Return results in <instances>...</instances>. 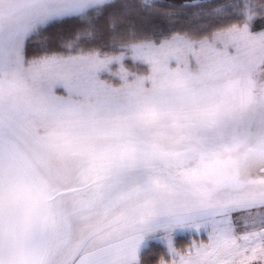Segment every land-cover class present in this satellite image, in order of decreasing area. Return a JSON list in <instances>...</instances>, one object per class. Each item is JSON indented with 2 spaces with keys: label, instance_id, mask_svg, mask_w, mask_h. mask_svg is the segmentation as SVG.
<instances>
[{
  "label": "snow or ice",
  "instance_id": "snow-or-ice-1",
  "mask_svg": "<svg viewBox=\"0 0 264 264\" xmlns=\"http://www.w3.org/2000/svg\"><path fill=\"white\" fill-rule=\"evenodd\" d=\"M0 264H264V0H0Z\"/></svg>",
  "mask_w": 264,
  "mask_h": 264
},
{
  "label": "rangeland",
  "instance_id": "rangeland-1",
  "mask_svg": "<svg viewBox=\"0 0 264 264\" xmlns=\"http://www.w3.org/2000/svg\"><path fill=\"white\" fill-rule=\"evenodd\" d=\"M177 2H180V0H177Z\"/></svg>",
  "mask_w": 264,
  "mask_h": 264
}]
</instances>
